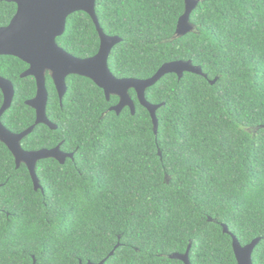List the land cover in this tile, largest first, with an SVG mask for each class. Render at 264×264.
Here are the masks:
<instances>
[{
	"label": "trees",
	"instance_id": "obj_1",
	"mask_svg": "<svg viewBox=\"0 0 264 264\" xmlns=\"http://www.w3.org/2000/svg\"><path fill=\"white\" fill-rule=\"evenodd\" d=\"M194 28L174 39L184 0H96L100 28L121 40L108 68L117 79L146 80L167 63L191 62L202 74L163 76L146 89L157 128L136 93L135 112L110 109L91 80L71 75L60 102L50 73L46 118L20 145L59 146L64 164L38 161L34 190L0 142V264H236L227 226L242 246L260 238L253 264H264V0H197ZM0 0V28L16 13ZM66 53L95 56L90 17L70 15L56 39ZM28 65L0 56V77L14 87L2 125L20 134L35 123L25 105L36 95ZM3 96L0 91V108ZM112 253V254H111ZM111 254V255H110Z\"/></svg>",
	"mask_w": 264,
	"mask_h": 264
},
{
	"label": "water",
	"instance_id": "obj_2",
	"mask_svg": "<svg viewBox=\"0 0 264 264\" xmlns=\"http://www.w3.org/2000/svg\"><path fill=\"white\" fill-rule=\"evenodd\" d=\"M8 2L14 3L17 9L10 23L0 28V56L14 57L28 65V70L21 75V78L33 77L36 82L35 97L25 103L35 111L36 119L32 127L20 134H13L2 125L1 117L12 105L14 87L10 81L0 77V91L3 96V104L0 108V142L12 154L16 168L20 164L27 167L35 191L41 190L35 173L38 161L54 159L64 164L67 158H72L71 154L61 152L59 146L50 150L26 152L20 145L23 138L28 136L37 125H45L51 130L56 129V126L46 118L45 113L48 100L45 87L47 72L50 73L60 102L66 92V78L71 75L81 76L91 80L101 89L107 101L111 96L119 98L118 104L110 109L116 114L125 107L134 114V104L129 97V90H133L139 104L148 111L154 131L157 128L156 110L159 106H153L146 101V89L167 74H175L178 78L184 73L202 74L201 69L194 67L191 62L178 61L164 64L153 77L146 80L117 79L108 68V59L112 49L121 40L103 33L95 13L96 0H8ZM197 4V0H184L185 11L178 20L173 40L193 32L194 28L189 20ZM76 12H83L90 17L99 36V50L91 58H76L66 53L56 43V39L65 31L67 18ZM98 65H102V71H92ZM223 232L232 239L236 264H253L252 254L261 239L257 238L250 244L242 246L225 225H223ZM189 250L190 246L185 254H173L169 258L183 264H191Z\"/></svg>",
	"mask_w": 264,
	"mask_h": 264
},
{
	"label": "snow or ice",
	"instance_id": "obj_3",
	"mask_svg": "<svg viewBox=\"0 0 264 264\" xmlns=\"http://www.w3.org/2000/svg\"><path fill=\"white\" fill-rule=\"evenodd\" d=\"M92 71H94V72H101L102 71V65L96 66Z\"/></svg>",
	"mask_w": 264,
	"mask_h": 264
},
{
	"label": "flooded vegetation",
	"instance_id": "obj_4",
	"mask_svg": "<svg viewBox=\"0 0 264 264\" xmlns=\"http://www.w3.org/2000/svg\"><path fill=\"white\" fill-rule=\"evenodd\" d=\"M29 68V67H28ZM48 73V72H47ZM46 75V74H45Z\"/></svg>",
	"mask_w": 264,
	"mask_h": 264
}]
</instances>
